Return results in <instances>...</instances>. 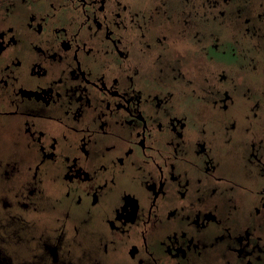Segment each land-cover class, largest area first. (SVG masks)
I'll return each instance as SVG.
<instances>
[{"label": "flooded vegetation", "instance_id": "af4514ba", "mask_svg": "<svg viewBox=\"0 0 264 264\" xmlns=\"http://www.w3.org/2000/svg\"><path fill=\"white\" fill-rule=\"evenodd\" d=\"M0 264H264V0H0Z\"/></svg>", "mask_w": 264, "mask_h": 264}, {"label": "rangeland", "instance_id": "374dc122", "mask_svg": "<svg viewBox=\"0 0 264 264\" xmlns=\"http://www.w3.org/2000/svg\"><path fill=\"white\" fill-rule=\"evenodd\" d=\"M0 193H1V190H0Z\"/></svg>", "mask_w": 264, "mask_h": 264}]
</instances>
